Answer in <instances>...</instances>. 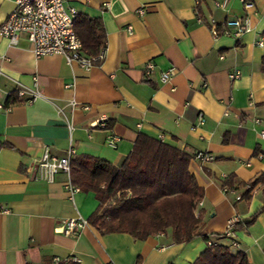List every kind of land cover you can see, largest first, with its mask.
<instances>
[{
	"label": "crops",
	"instance_id": "obj_1",
	"mask_svg": "<svg viewBox=\"0 0 264 264\" xmlns=\"http://www.w3.org/2000/svg\"><path fill=\"white\" fill-rule=\"evenodd\" d=\"M251 1L245 11L242 0H66L77 17L103 27L104 58L89 69L58 55L35 58L25 34L14 46L0 38V105L9 107L0 108V264H54V258L59 264H193L207 240L229 246L223 233L234 216L238 246L231 252L264 264V211L255 216L264 206V183L249 199L242 188L220 186L230 175L248 182L264 174V47L256 44L264 36V0ZM14 6L0 0V25ZM245 14L249 32L212 36L211 24L220 32L226 19ZM147 62L154 65L150 76ZM169 68L172 79L162 83L160 73ZM235 70L239 77L230 79ZM20 89H37L42 97L26 104L28 94L17 97ZM99 119L106 127H90ZM139 134L190 156L203 196L201 226L188 243H173L170 229L144 240L101 234L88 223L98 207L93 193L71 194L61 171L52 180L40 177L44 153L62 158L70 147L72 157L119 168ZM110 135L118 137L115 147L107 145ZM197 152L214 160L201 163ZM78 217L87 224L74 233L53 232L62 220Z\"/></svg>",
	"mask_w": 264,
	"mask_h": 264
},
{
	"label": "trees",
	"instance_id": "obj_2",
	"mask_svg": "<svg viewBox=\"0 0 264 264\" xmlns=\"http://www.w3.org/2000/svg\"><path fill=\"white\" fill-rule=\"evenodd\" d=\"M74 30L85 55L95 56L104 48L100 21L76 16ZM261 68L264 70V57ZM189 161L190 156L182 150L139 134L121 167L98 158L72 157L69 179L73 186L93 193L98 200V207L88 223L101 234L127 233L144 240L170 229L172 242L182 244L192 241L201 226L196 205L202 199L203 190L189 171ZM259 183H264V174L248 182H236L235 176L230 175L220 186L242 188V197L249 199ZM262 211L264 206L255 216ZM193 264L250 263L245 252L232 253L227 246L212 245L207 246Z\"/></svg>",
	"mask_w": 264,
	"mask_h": 264
},
{
	"label": "built area",
	"instance_id": "obj_3",
	"mask_svg": "<svg viewBox=\"0 0 264 264\" xmlns=\"http://www.w3.org/2000/svg\"><path fill=\"white\" fill-rule=\"evenodd\" d=\"M66 0H14V9L7 16L5 21L0 25V38H5L11 46L17 43L19 34H25L27 40L31 44L32 53L35 58H41L49 55H58L64 58L67 64L77 63L84 69H89L93 65L98 64L104 58V48L95 55L87 56L82 52L81 42L74 30V22L76 18V11L74 8H67L65 5ZM245 11H248L253 7L251 0H242ZM223 4H217L224 6ZM145 10L143 8L138 10L139 15H143ZM251 30L249 24V16L245 14L241 18H228L221 24V31L215 24L210 25V32L214 38L219 34L225 36L240 37L242 34ZM129 34L132 33V28L127 27ZM259 47H264V36H260L256 41ZM144 74L150 76L154 71V65L151 62H147L144 65ZM174 74L173 68H169L160 73V81L167 83L172 79ZM239 71L235 70L229 75L230 79L239 77ZM25 94H28V98L24 100L26 104H32L38 98H41V92L37 89L26 91L20 89L17 91V97L21 98ZM75 101L70 102L71 107H76ZM0 108L8 110L9 107L0 105ZM83 111H87L88 106H82ZM58 111H61L58 108ZM204 122L203 114L198 115L197 125H201ZM68 129L71 131V124L67 123ZM90 127H106V123L103 120H96L90 124ZM264 135V131H262ZM118 137L110 135L107 139V145L115 147ZM74 150L69 148L66 156L62 158H56L50 156L47 152L44 153L42 158L38 161L40 177L52 180L53 175L58 171L65 173L68 177L70 174V160ZM194 159L201 163L210 162L214 160V156L205 152H197L194 155ZM68 191L73 194L79 191L77 187H74L71 183H68ZM202 205V200L197 202V207ZM239 223L238 216L232 217L228 220L226 229L223 233L224 237L229 241V249L236 248L238 246L235 231L237 224ZM87 224V221L78 218H68L62 220L55 228L53 232L56 234L70 235L74 233L76 228H82ZM207 246L215 245L212 241H206ZM54 264H59L60 260L54 258Z\"/></svg>",
	"mask_w": 264,
	"mask_h": 264
}]
</instances>
